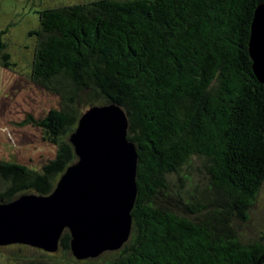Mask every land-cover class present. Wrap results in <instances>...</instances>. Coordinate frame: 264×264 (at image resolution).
<instances>
[{
  "label": "trees",
  "instance_id": "obj_1",
  "mask_svg": "<svg viewBox=\"0 0 264 264\" xmlns=\"http://www.w3.org/2000/svg\"><path fill=\"white\" fill-rule=\"evenodd\" d=\"M263 1L88 0L41 11L30 77L59 106L28 120L56 153L40 167L0 157V203L50 194L78 159L70 135L84 109L117 104L138 153L132 231L90 264H264V237L239 233L264 185V84L249 51ZM70 242L65 230L58 251L72 255ZM23 247L32 248L0 251L10 264H60Z\"/></svg>",
  "mask_w": 264,
  "mask_h": 264
},
{
  "label": "water",
  "instance_id": "obj_2",
  "mask_svg": "<svg viewBox=\"0 0 264 264\" xmlns=\"http://www.w3.org/2000/svg\"><path fill=\"white\" fill-rule=\"evenodd\" d=\"M253 70L264 84V1L249 41ZM77 161L50 194H24L0 203V246L22 244L57 252L65 230L77 260L121 249L132 231L138 153L128 119L117 104L90 106L70 135Z\"/></svg>",
  "mask_w": 264,
  "mask_h": 264
},
{
  "label": "rangeland",
  "instance_id": "obj_3",
  "mask_svg": "<svg viewBox=\"0 0 264 264\" xmlns=\"http://www.w3.org/2000/svg\"><path fill=\"white\" fill-rule=\"evenodd\" d=\"M88 0H0V32L6 30L4 40L11 55L9 68L0 66V157L12 163L42 166L53 159L56 147L43 140L41 131L28 120L44 117L59 106V97L35 84L30 77L35 54L39 13L45 9ZM90 107V106H89ZM87 107L86 109H88ZM84 109V111H86ZM83 111V112H84ZM3 184L0 182V187ZM264 231V185L250 211V220L239 229L244 242L257 240ZM32 257L42 250L23 247ZM115 251H106L97 258L77 260L61 251L50 253L60 264H90L109 259ZM103 257L102 259H100ZM0 264H10L0 251Z\"/></svg>",
  "mask_w": 264,
  "mask_h": 264
},
{
  "label": "flooded vegetation",
  "instance_id": "obj_4",
  "mask_svg": "<svg viewBox=\"0 0 264 264\" xmlns=\"http://www.w3.org/2000/svg\"><path fill=\"white\" fill-rule=\"evenodd\" d=\"M261 237H264V231H262V233H261ZM32 248H34V247H32ZM36 249H38V248H36ZM39 250H41V249H39ZM43 251V250H42Z\"/></svg>",
  "mask_w": 264,
  "mask_h": 264
}]
</instances>
